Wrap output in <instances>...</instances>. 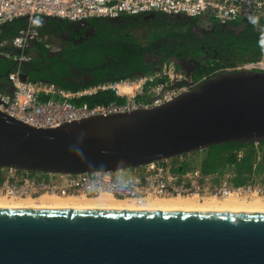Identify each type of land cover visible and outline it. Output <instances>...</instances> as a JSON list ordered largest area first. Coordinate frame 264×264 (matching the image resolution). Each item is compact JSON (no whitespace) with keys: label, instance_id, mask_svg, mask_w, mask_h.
I'll return each mask as SVG.
<instances>
[{"label":"water","instance_id":"water-1","mask_svg":"<svg viewBox=\"0 0 264 264\" xmlns=\"http://www.w3.org/2000/svg\"><path fill=\"white\" fill-rule=\"evenodd\" d=\"M263 141L258 71L218 72L161 106L55 128L0 111V169L34 174L129 171ZM0 264H264V209L0 206Z\"/></svg>","mask_w":264,"mask_h":264},{"label":"built area","instance_id":"built-area-1","mask_svg":"<svg viewBox=\"0 0 264 264\" xmlns=\"http://www.w3.org/2000/svg\"><path fill=\"white\" fill-rule=\"evenodd\" d=\"M160 13L204 19L226 25L230 22L264 23V0H0V29L22 18L26 24L11 39L0 40V53L16 63L27 62L24 49L39 40L31 28L34 18L59 19L83 23L89 19L115 20L122 16ZM11 47L19 52L11 55L3 50ZM264 72V33L260 57L246 64L220 70ZM18 70L8 74L7 88L0 90V111L35 128H55L63 123L80 121L96 115L149 109L172 101L199 82L179 72L172 63H163L158 71L132 80L101 84L71 92L47 82H23ZM111 90L122 104L75 105L73 100ZM159 163H148L129 171L77 175H49L0 169V197L37 199L41 196L97 198L108 196L117 200L145 203L150 199L192 198L205 200L234 195L239 199L264 200V185L249 182L234 186L229 175L208 176L198 166L185 171L175 170L185 157Z\"/></svg>","mask_w":264,"mask_h":264},{"label":"trees","instance_id":"trees-1","mask_svg":"<svg viewBox=\"0 0 264 264\" xmlns=\"http://www.w3.org/2000/svg\"><path fill=\"white\" fill-rule=\"evenodd\" d=\"M145 17L137 15L122 16L115 20H86L94 32L82 42H77V33L68 29L71 23L34 18L31 28L38 33L39 40L24 49V54L31 59L16 63L0 54V90L7 88V76L15 70L26 74L30 82L43 81L71 92L150 75L155 72L157 65L163 63H172L179 72L185 74L170 57L178 53L198 56L202 53L201 46L205 49L209 47L210 55L216 57L193 75L192 80L212 77L220 70L235 68L260 57L264 33L262 22L236 20L220 25L211 21L210 27L203 29L205 34L200 35L196 25L204 21L201 18L186 19L160 13H155L154 18ZM24 24L26 21L15 20L2 27L0 40L11 39ZM140 28L147 32L144 41L135 36V30ZM68 34L76 43L60 41L61 36ZM54 48L57 50L54 51ZM3 50L11 55L19 54L9 46ZM158 55L161 56L158 61L151 59ZM123 101L113 91L106 90L73 100L72 103L92 107L122 104ZM184 157L190 162L182 163L175 170L185 171L191 166H198L204 175H229V181L234 186L249 182L264 185V141L248 145L231 142Z\"/></svg>","mask_w":264,"mask_h":264},{"label":"bare ground","instance_id":"bare-ground-1","mask_svg":"<svg viewBox=\"0 0 264 264\" xmlns=\"http://www.w3.org/2000/svg\"><path fill=\"white\" fill-rule=\"evenodd\" d=\"M0 206H55V207H106V208H210V209H264V200L239 199L234 195L205 200L192 198L150 199L145 203L117 200L108 196L97 198L41 196L37 199L0 197Z\"/></svg>","mask_w":264,"mask_h":264},{"label":"flooded vegetation","instance_id":"flooded-vegetation-1","mask_svg":"<svg viewBox=\"0 0 264 264\" xmlns=\"http://www.w3.org/2000/svg\"><path fill=\"white\" fill-rule=\"evenodd\" d=\"M41 19H43V18H41ZM22 21H25V20H22ZM77 24L78 23H76V24H72L71 23V25H68V29L69 30H73L74 33H77L78 38H79L77 42H82L83 39H86L87 36L91 35L94 32L93 29H92V27L89 26L87 23H85V24L84 23H80L78 25ZM197 27H198V25H196V28ZM199 28H200V30H196V31H198L197 33H199L200 35L201 34L204 35L205 34V31L201 27H199ZM196 31H194V32H196ZM60 41L62 43H65V42H68V41L75 42V40L72 39L69 34L68 35H65V36H61L60 37ZM28 46H30V45H28ZM28 46L26 48H28ZM199 48H200V50H201L202 53L200 55H198V56H196L194 54H190V53H184L183 55H181V53H178L175 56H171L170 59L175 64L176 63L177 64H182L183 67L186 69V71L188 73H191L193 75H196V73L201 68H205L206 67V63L209 60H211L212 58H215L216 57V56H211L210 55V53L208 51H211V49L209 47H207V49H205L206 47H203V46H201ZM160 57L161 56L158 55V56L151 57V59L153 61H158ZM193 75H191L189 77L192 79V76ZM203 79H205V77H202L199 80L198 79H196V80L193 79V80H194V82H200Z\"/></svg>","mask_w":264,"mask_h":264},{"label":"rangeland","instance_id":"rangeland-1","mask_svg":"<svg viewBox=\"0 0 264 264\" xmlns=\"http://www.w3.org/2000/svg\"><path fill=\"white\" fill-rule=\"evenodd\" d=\"M205 24L206 23L204 21H201V23L198 24L197 30H200L199 27H201L202 29H206L207 26H205ZM135 36L141 39V41H144V39L147 37V32L140 28V29L135 30ZM53 50L55 51L57 49L54 48Z\"/></svg>","mask_w":264,"mask_h":264}]
</instances>
